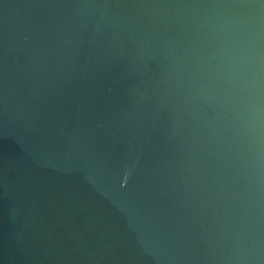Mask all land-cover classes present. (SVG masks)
Returning a JSON list of instances; mask_svg holds the SVG:
<instances>
[{
    "label": "water",
    "instance_id": "water-1",
    "mask_svg": "<svg viewBox=\"0 0 264 264\" xmlns=\"http://www.w3.org/2000/svg\"><path fill=\"white\" fill-rule=\"evenodd\" d=\"M0 264H264V0H0Z\"/></svg>",
    "mask_w": 264,
    "mask_h": 264
}]
</instances>
